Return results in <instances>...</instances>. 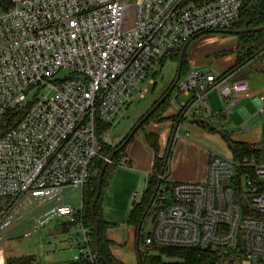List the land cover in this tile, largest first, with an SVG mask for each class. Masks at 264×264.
I'll return each instance as SVG.
<instances>
[{
	"label": "built area",
	"instance_id": "2783aa9c",
	"mask_svg": "<svg viewBox=\"0 0 264 264\" xmlns=\"http://www.w3.org/2000/svg\"><path fill=\"white\" fill-rule=\"evenodd\" d=\"M245 1L0 0V115L25 109L0 138V234L21 222L37 232L61 219L82 234L70 243L78 250L71 262L102 264L83 204L66 205L64 192L83 191L102 158L101 131L145 99L161 61L196 37L233 30ZM258 59L264 63V51ZM214 89L225 102L249 92L250 83L193 70L175 88L176 96L192 93L212 124L219 114L204 104ZM257 109L264 121V96ZM258 149V157L239 161L212 153L204 182L160 177L143 251L199 249L264 264V124Z\"/></svg>",
	"mask_w": 264,
	"mask_h": 264
},
{
	"label": "rangeland",
	"instance_id": "374dc122",
	"mask_svg": "<svg viewBox=\"0 0 264 264\" xmlns=\"http://www.w3.org/2000/svg\"><path fill=\"white\" fill-rule=\"evenodd\" d=\"M231 38V36L226 37L219 33L212 32L203 34L192 41L186 55L189 71H192V65L194 63V65L196 66L195 70L203 74H208L211 72L219 73L221 75L228 74L235 65L233 66V68L225 71V74H222L223 70L227 68L232 61L230 59L225 60L226 57H229L231 55L224 56V54H228L236 48L234 46L228 45L230 44V40H233L232 42H238L236 37V39ZM258 60L260 61L259 63L264 66V63H262L260 59ZM178 61L179 59L176 60L175 58L165 60L162 66H160L159 72L155 75L152 89L150 88L149 93L146 95L145 99L136 100L127 109L125 117L120 119L109 132H105L104 130L101 131L100 141L104 147L113 150L117 148L130 134L133 127L137 124V121L143 115H145L147 111L150 110L151 106L169 90L177 75ZM191 61L194 62L191 63ZM66 76L67 73L62 72L59 75L58 79H63ZM246 76L250 79H253V72L249 65L244 66L238 72L229 76L228 82L232 83ZM262 80V85H264V76H262ZM262 85L259 88L260 92L254 93V95H256L258 99L264 96ZM239 98L240 97H238L237 99ZM208 99L210 102L211 112L215 114L218 113V111H223V109L228 106L231 107V105H233L234 103L233 97H230L225 102L221 101V99L219 98L218 89L210 91L208 94ZM29 101H32V98H30ZM192 101V93H181L176 96V90H174L168 100L166 113L171 108V113L176 114L180 111L183 105H186L187 103ZM204 108H206L208 111L210 110L207 103L204 104ZM242 109L247 110L248 114L250 116H253L254 112L252 111L255 110L256 107L252 102V97H250L249 100L241 101L237 106H235L234 114L230 119L224 117V120H227L226 123H228L224 130L230 135L231 138L232 135L238 134L241 135V137H248V141L250 142V144H244L253 146L254 150L259 151L258 147L261 140V129L264 124L262 115H259L261 121L257 125L252 126V132L247 134L244 133L242 129H240L241 125L248 120H246L245 117L239 115V111ZM181 112L182 111L176 114V116L178 117ZM187 115L190 120L193 116L201 117V105L195 102L193 105L191 104ZM217 119L219 120L220 118L218 117ZM152 121L156 123L157 121H159V119L157 120V118H155ZM175 121L176 120H174L173 122L175 123ZM231 122L234 123V126H231ZM163 126H167V124H164ZM184 135V132L181 131L180 137L184 138ZM171 142L172 137L168 141L169 146ZM229 149L230 148L228 146V153L226 154H221L217 151L214 152L223 157L231 158L232 152L231 150L229 151ZM172 153L173 146L171 145L169 153L170 158L172 157ZM258 155L252 154L250 157H258ZM102 158L95 161V169L92 172L93 179L91 181L98 178V175L101 171H98V164L99 161L102 160ZM174 158L175 157L173 156V161ZM122 160H124L123 157ZM114 165V168H116L118 171L125 170V167H120L117 163H115ZM126 169L132 170L133 166L131 168L127 167ZM146 178L147 176L143 175L140 181L134 183V187L131 190L132 192L130 196L128 194L129 192H124L122 183L120 181H118L113 189H111L108 186L110 182L109 178L107 179L106 185L102 189L101 193V208L104 220L107 221L110 225H113L115 228L114 230L109 232L108 236H110V234H117L115 235V238L117 239V245L114 247V254L125 264L139 263L137 250L135 248L136 233L135 229L128 225V217L132 209L133 202L137 204L143 198ZM82 193L83 191L81 190V188H75L72 191H65L64 203L72 207L74 210H78L83 204ZM34 229L35 225L33 224V222H28L23 225L21 222L16 224L9 233L0 234V253L4 252L6 260L8 258L33 256L35 258V264H70V262L73 260L74 255L78 252L77 245L73 244L72 246H70V243L78 242L82 238L81 232L76 227L67 226L63 224V220L59 219L52 221L50 224L37 232H33ZM27 232H33L29 239L24 238L23 236ZM151 232V218L147 216L142 226V235L147 236ZM55 244L56 247L54 246ZM142 248L145 249L144 246ZM150 251L152 253L155 252L153 249H151ZM166 261L176 262V260L173 259H166Z\"/></svg>",
	"mask_w": 264,
	"mask_h": 264
},
{
	"label": "trees",
	"instance_id": "16d2710c",
	"mask_svg": "<svg viewBox=\"0 0 264 264\" xmlns=\"http://www.w3.org/2000/svg\"><path fill=\"white\" fill-rule=\"evenodd\" d=\"M263 26H264V0H246L240 11V22L234 27L233 30L255 29V28H260ZM215 33H219L226 37L229 36V35H224L221 32H215ZM235 37L238 40L236 48L232 50L231 52H229L228 54H224V56H227V55L235 56L236 64L234 68L228 74L223 75L224 77H227L228 75H231V74H235L240 69H242L244 66L248 65L250 62L257 59L264 49V32L256 33V34L250 33V34L235 36ZM197 38L198 37H196L195 39ZM190 44L191 42L188 43V46ZM179 56H180V50L172 54L171 56L164 58L161 61L160 66H162L165 60L172 59V58H175L176 60H178ZM189 73L190 71L187 66V56L185 53L182 68H181V79L186 77ZM169 98L155 111V113L142 125V127L138 131L142 130L146 125L153 122L152 120L155 118H157V120L159 119V121H157L156 123H163L167 120H172V121L176 120L175 124H178L182 121V119L184 118L185 112L187 111V109H189L188 107H190L192 102H189L187 106L182 109V112L178 117L176 116L172 118H163V115L166 113V107L168 106ZM158 101H156L151 106V108ZM24 114H25V109H11V110H8L6 113L0 115V138L3 137L5 134H7L12 129H14L21 122V120L24 117ZM202 127L204 129H207L210 132H214V130L208 127H205V126H202ZM109 129L110 127H106L104 128V131H108ZM134 136L124 145L123 149L115 156L113 163H117L122 159L126 147L133 140ZM127 138L128 136L124 139V141L117 148L123 145ZM146 141L149 147L155 153V163H154L152 175L148 179L146 190L143 194V198L137 204L133 202L132 209L128 217V225L135 228L136 231L138 230L141 224L143 226V223L148 215V206L151 204L154 196L156 195L158 186L164 183V181H162L160 177H164L167 179V175L169 173V166H168L169 156H168L167 162H165L166 156L160 158V144H159L158 135L147 134ZM231 147H232L231 150L233 152V157L237 161L242 160L244 157H250L252 154L258 155L259 153V151L253 149V146H249L244 143L241 144L238 142H232ZM112 151L113 149L106 148L102 145L101 156L105 159L109 156V154ZM104 163H105L104 160L99 161L98 171L102 169ZM113 163L108 165L104 173V176L102 179V189L106 185L107 179L109 178L110 180L111 178V175L113 173V168H114ZM94 169H95V165L92 168L91 177L87 185L84 187L83 193H82L83 195L82 196V200H83L82 221H83L84 226L88 229V231L90 232V235L93 238V247L98 252L101 263L102 264H124L118 259H116L114 255L112 254L111 247L113 246V243L107 238V235H106V232L108 231L109 227L103 217V212L101 208V195L94 209L95 217H96L98 227H99L98 247L96 246L95 235H94V223H93V219L91 216V206H92V202H93V199L96 193L97 180H98V178H96L95 180L91 181L93 179L92 172ZM102 189H101V193H102ZM147 236L142 235V228H141L140 235L138 237L139 238L138 245H139L140 252H141L142 264H243V262L237 258L227 257L222 260L216 254L210 251H201L199 249L150 247L146 249L145 251H143L142 247L144 246L145 239L147 238ZM151 249H153L155 252L152 253L150 251ZM166 259H173V260H176V262H168L166 261ZM6 264H35V258L33 256L8 258L6 260ZM70 264H75V263L70 262ZM138 264H140V262Z\"/></svg>",
	"mask_w": 264,
	"mask_h": 264
},
{
	"label": "crops",
	"instance_id": "0c3cea01",
	"mask_svg": "<svg viewBox=\"0 0 264 264\" xmlns=\"http://www.w3.org/2000/svg\"><path fill=\"white\" fill-rule=\"evenodd\" d=\"M231 37H232L231 39H236L235 36H231ZM232 41L233 40H230L229 42L230 44L228 45L236 47L237 43L235 41L234 42ZM188 48H187V51H188ZM186 55H187V52H186ZM229 59L232 61L230 65L223 70L222 74H225L224 73L225 71L233 68V66L236 64V59L233 55L225 58V60H229ZM192 62L194 61H191V63ZM259 62L260 61L257 58L248 64L252 69L253 79H250L247 76L244 77V79L249 80L250 90L246 94L241 95L239 99L237 98L233 99L234 103L233 105H231L230 115L229 116L226 115V112L229 110L230 106L223 109V111H218V113H216V114H219V118H220L219 120L217 119L214 124L217 129L224 130L226 125H228V123H226L227 120H224V117H227L228 119H230L232 115L234 114V107L237 106L241 101L249 100L250 97H252V102L254 106L256 107V109L252 111L254 112L253 116H250L247 110L245 109H242L239 111L240 116L245 117L246 120L248 119L244 124L241 125L240 129H242L244 133L249 134L252 132L251 127L257 125L261 121V118L258 114V109H257L259 99L256 97V95H254V93L260 92L259 88L263 84L262 76H264V66H262ZM192 67H193L192 71L195 70L196 66L194 65V63ZM262 86H263L262 88L264 91V85ZM187 104L183 105L181 109L185 108ZM191 104L193 105L194 101H192ZM208 107L210 108V111H211L209 99H208ZM170 109L169 111H167V113L163 115V118H172L176 116V114H178L180 111H182L180 109V111L175 114V113H171ZM188 110L185 112V115L182 121L178 124H175L172 120H167L163 123L152 122L146 125L142 130L138 131L136 135L134 136L133 140L126 147L125 152L123 154V158L127 162V166L125 167V170L118 171L116 168H113V173L111 175L108 186L111 189H113L116 183L120 181L122 183L124 192L126 193L129 192L128 194L130 196L132 192L131 190L134 187L133 186L134 183L137 181H140L143 175L147 176L146 182H145V184L147 185L148 179L152 175V171H153L154 163H155V153L149 147L146 141L147 134L158 135L159 144H160V158L166 156L168 148H169L168 141L170 140L171 137L173 138V142H172L173 153H172L171 158L169 156L170 165L168 164L169 173L167 175V180L170 183L204 182L208 176V169H209L211 154L215 153L214 151H217L221 154H226L228 153L229 145L215 131L210 132L207 129H204L202 125L193 124L192 120L203 119V117L193 116L192 119L190 120L187 115ZM164 124H167V126H163ZM231 126H234L233 122H231ZM181 131L184 132L185 134L184 138L180 137ZM174 132H175V135H174ZM261 136H262V132H261ZM231 141L250 144V142L248 141V137H241V135L239 134L232 135ZM230 150L231 148L229 149V151ZM173 156L175 157L174 161L172 160ZM232 157H233V152H232ZM132 166H133L132 170L126 169L127 167L131 168ZM113 167H115V165ZM105 222L108 224V227H109L108 231L106 232L107 238L113 243V246L111 247L112 254L114 255L116 259H118L115 256L114 251H113L114 247L117 245V239L115 238V235L117 234H114V235L110 234V236H108L109 232L114 230L115 228L113 225H110L107 221ZM135 233H136L135 248L137 250V231L136 229H135ZM0 264H6V256L4 252L0 253Z\"/></svg>",
	"mask_w": 264,
	"mask_h": 264
},
{
	"label": "water",
	"instance_id": "95a60500",
	"mask_svg": "<svg viewBox=\"0 0 264 264\" xmlns=\"http://www.w3.org/2000/svg\"><path fill=\"white\" fill-rule=\"evenodd\" d=\"M264 32V26L260 27V28H255V29H244V30H228V31H224L221 32L224 35H229V36H241V35H246V34H256V33H261ZM188 48V44L183 45V47L180 50V56H179V62H178V68H177V75L176 78L173 82V84L171 85V87L169 88V90L164 94V96L137 122V124L134 126V128L131 130L130 134L128 135V138L126 139L125 143L123 145H121L119 148L114 149L109 156L107 157V159L105 160V163L98 175V180H97V188H96V193L92 202V206H91V216L93 219V223H94V235H95V242H96V246L98 247V235H99V227H98V223L95 217V213H94V209L96 206V203L101 195V189H102V179L104 176V173L108 167L109 164L113 163V160L115 158V156L123 149L124 145L135 135V133L142 127V125L155 113V111L172 95L173 91L175 90L180 78H181V68H182V64H183V59L185 56V53L187 51ZM264 51V49H263ZM232 75V74H231ZM231 75H228L227 78ZM189 108V107H188ZM188 110V109H187ZM193 124H198V125H202V126H206L212 130H214L218 135H220L231 147V138L230 135L223 129H217L216 126L212 123H210L207 120L204 119H194L192 120ZM175 135V132H174ZM172 142H173V138H172ZM172 142L168 148L167 154H166V158H165V162H167L168 160V156L170 153V148L172 145ZM159 187V186H158ZM151 207V204L148 206V211ZM142 228V224L139 226L138 230H137V254H138V259L140 264H142L141 262V252H140V248L138 245V237L140 235V231Z\"/></svg>",
	"mask_w": 264,
	"mask_h": 264
},
{
	"label": "flooded vegetation",
	"instance_id": "af4514ba",
	"mask_svg": "<svg viewBox=\"0 0 264 264\" xmlns=\"http://www.w3.org/2000/svg\"><path fill=\"white\" fill-rule=\"evenodd\" d=\"M181 79V78H180Z\"/></svg>",
	"mask_w": 264,
	"mask_h": 264
}]
</instances>
